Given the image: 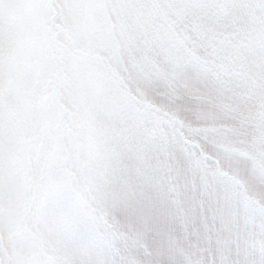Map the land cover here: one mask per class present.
Returning a JSON list of instances; mask_svg holds the SVG:
<instances>
[{
    "label": "snow or ice",
    "instance_id": "obj_1",
    "mask_svg": "<svg viewBox=\"0 0 264 264\" xmlns=\"http://www.w3.org/2000/svg\"><path fill=\"white\" fill-rule=\"evenodd\" d=\"M0 264H264V0H0Z\"/></svg>",
    "mask_w": 264,
    "mask_h": 264
}]
</instances>
